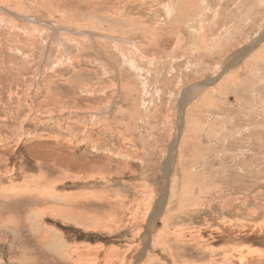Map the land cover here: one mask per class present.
I'll return each mask as SVG.
<instances>
[{"label":"rangeland","instance_id":"rangeland-1","mask_svg":"<svg viewBox=\"0 0 264 264\" xmlns=\"http://www.w3.org/2000/svg\"><path fill=\"white\" fill-rule=\"evenodd\" d=\"M158 263L264 264V0H0V264Z\"/></svg>","mask_w":264,"mask_h":264},{"label":"bare ground","instance_id":"bare-ground-1","mask_svg":"<svg viewBox=\"0 0 264 264\" xmlns=\"http://www.w3.org/2000/svg\"><path fill=\"white\" fill-rule=\"evenodd\" d=\"M34 2V1H33ZM142 5H143V3H141ZM141 5V6H142ZM154 8V7H153ZM106 9V8H105ZM29 10V9H28ZM38 10V9H37ZM108 10V9H107ZM167 8H166V12L165 13H167ZM6 14V13H5ZM110 14H111V11H110ZM142 14V13H141ZM168 14V13H167ZM14 15V14H13ZM12 15V16H13ZM22 15V14H21ZM48 16V15H47ZM26 17H27V15H26ZM29 17H31V16H29ZM29 17L28 18H26V20L28 19V20H30V22H33V23H35L36 25L38 24V23H46V22H44L43 21V19L41 20L40 18H38V17H34V18H32V19H34V21H32L31 19H29ZM33 17V16H32ZM41 17V16H40ZM44 18H45V16H43ZM47 18V17H46ZM109 18V17H108ZM110 18H111V16H110ZM134 18V17H133ZM138 18H140V17H138ZM13 19V18H12ZM48 19V18H47ZM104 20H106V19H104ZM124 20V19H123ZM127 20V19H126ZM135 20V19H134ZM140 20V19H139ZM22 21V20H21ZM105 22V21H104ZM129 22V21H128ZM135 22V21H134ZM3 23V22H2ZM101 23V22H100ZM107 23V22H106ZM124 23V22H123ZM130 23V22H129ZM141 23V22H140ZM131 24H133L132 22H131ZM136 24V23H135ZM16 25V24H15ZM18 25V24H17ZM22 25V24H21ZM26 25V24H25ZM27 25H29V24H27ZM83 25V24H82ZM140 25V24H139ZM23 26V25H22ZM35 26V25H34ZM11 27H13V26H11ZM79 27V26H78ZM14 28V27H13ZM24 29H25V27H23ZM55 29V28H54ZM113 29V28H112ZM139 29V28H138ZM141 30H142V28H140ZM9 30V29H8ZM76 30H78V28L76 29ZM25 31H27L26 29H25ZM79 31V30H78ZM77 31V32H78ZM111 31V30H110ZM109 31V32H110ZM120 31H122V30H120ZM127 31V30H126ZM125 31V32H126ZM29 34L31 33V32H29V31H27ZM81 33V32H80ZM86 33V32H85ZM51 34V33H50ZM88 34L89 35H91V36H93L91 33H89L88 32ZM110 34V33H109ZM124 34V33H123ZM122 34V35H123ZM23 35V34H22ZM144 35V34H143ZM27 36H29V35H27ZM106 36V35H105ZM108 36V35H107ZM56 37V36H55ZM59 37V36H58ZM61 37V36H60ZM263 37V36H262ZM91 38V37H90ZM57 39V38H56ZM110 39V38H109ZM137 39L138 38H132V39H130V41H133V42H137ZM53 40H55V38L53 39ZM80 39H78V41H79ZM113 40V39H112ZM127 40H129V39H127ZM126 40V41H127ZM50 41V40H49ZM57 41V40H56ZM68 41V40H67ZM86 41V40H85ZM255 41V40H254ZM260 41V40H259ZM51 42V41H50ZM82 42H84V40L82 41ZM87 42V41H86ZM127 42H129V41H127ZM74 43V42H73ZM73 43H70L69 45L68 44H66L67 45V47H65L64 49H66L65 51H66V55L68 54V53H70V52H74V50H77V52L80 50L79 49V44L78 43H75V44H73ZM116 43V42H115ZM48 44V43H47ZM63 44H65V43H63ZM82 44V43H81ZM260 44V43H259ZM50 45V44H49ZM56 45H58V44H56ZM55 45V46H56ZM65 45V46H66ZM59 46V45H58ZM62 46V45H61ZM64 46V45H63ZM98 46V45H97ZM117 46V45H116ZM126 46V45H125ZM255 46V43H253L252 42V46H251V44H249L248 46H246V47H243V48H241V49H239V50H237L236 52H235V55L232 57V59H231V61L233 60V61H237L238 60V58H240L241 56H244V54H248L250 51H252L253 49V47ZM60 47V46H59ZM134 47H135V45H134ZM137 47V46H136ZM63 48V47H62ZM80 48L82 49V52H83V50L84 49H86L87 48V45H86V47H85V45H81L80 46ZM97 49L99 48L100 49V51L105 55V56H107L108 55V52H107V49L105 48V49H103L101 46H98V47H96ZM130 48V47H129ZM132 48V47H131ZM89 49V48H88ZM45 50V49H44ZM47 50V49H46ZM135 50V49H134ZM85 51V50H84ZM20 52V51H19ZM50 52H52L53 53V51H50ZM81 52V53H82ZM138 52V51H137ZM47 54H48V50H47ZM46 57H47V55H46ZM89 58V57H88ZM127 58V57H126ZM67 59H69L68 58V56H67ZM256 59V58H255ZM231 61H229L228 63L229 64H226V68L228 67V65H230L232 62ZM111 62V61H110ZM231 62V63H230ZM114 63V62H113ZM139 63H141V62H139ZM97 64V63H96ZM61 65H63L62 63H61ZM64 65H66V64H64ZM63 65V66H64ZM99 65V68H100V70L101 71H105L104 70V68H103V64H98ZM168 65V64H167ZM131 67H132V65H131ZM136 67V66H135ZM134 66L132 67V68H135ZM225 67V66H224ZM234 67V66H233ZM139 70V72H141L142 71V69H138ZM227 70V69H226ZM144 71V70H143ZM221 72V71H220ZM261 72V71H260ZM106 73V72H105ZM144 73V72H143ZM107 74V73H106ZM137 74H139L140 75V73H137ZM215 77H217L216 75H215ZM229 78H231V77H229ZM84 81V80H83ZM210 83H212V82H204V83H201V84H198L197 86H195L194 88H192L191 89V95H189V96H186V95H184L185 97L184 98H182V101H181V103L182 104H184L185 103V105H186V102L187 101H189L188 99L189 98H191L190 96H192L193 94H198L200 91H202L203 90V87L204 86H208ZM223 83V82H222ZM227 83V82H226ZM116 85V84H115ZM224 85V84H223ZM220 87V86H219ZM83 88V87H82ZM132 88V87H131ZM207 88V87H206ZM222 88V87H221ZM133 91V90H132ZM144 91V90H143ZM217 92V91H216ZM139 94V93H138ZM189 94V93H188ZM193 97V96H192ZM136 100V99H135ZM226 100H228V99H226ZM150 101V100H149ZM137 103V102H136ZM135 103V104H136ZM211 103V102H210ZM133 104V103H132ZM141 104V103H140ZM145 105H146V103H145ZM148 105V104H147ZM213 105V104H212ZM217 105V104H216ZM101 106V105H100ZM112 106H114V105H112ZM112 106H111V108H112ZM98 107V106H97ZM137 107V106H136ZM186 107V106H185ZM137 109V108H136ZM184 109V108H183ZM113 111H114V108H112V109H110V112L108 111V112H106L105 113V116H106V114L107 115H109V116H111V115H113ZM131 113V112H130ZM182 113H183V111H182ZM181 113V114H182ZM92 115V114H91ZM140 115V114H139ZM98 116V115H97ZM103 116V115H102ZM96 117V116H95ZM92 118V117H91ZM252 119V118H251ZM255 119V118H254ZM193 125V124H192ZM183 126V125H182ZM182 126L180 125L179 126V128H178V131L179 132H182ZM195 126V125H194ZM253 126V125H252ZM142 127H143V125H142ZM181 128V129H180ZM197 128V127H196ZM180 129V130H179ZM256 130V129H255ZM103 131V130H102ZM142 131V130H141ZM185 131V130H184ZM190 131H192V130H190ZM196 132L198 131L197 129L195 130ZM190 133V132H189ZM193 134H195L194 133V131L192 132ZM144 134V133H143ZM196 135V134H195ZM252 136V135H251ZM205 137V136H204ZM178 138H179V136H178ZM185 139V138H184ZM70 140V139H69ZM184 141V140H183ZM85 142V141H84ZM88 143V142H87ZM99 146V145H98ZM176 148H177V140H174L173 141V145L171 146V151H170V155H169V158H168V165H167V167H166V171H167V174H168V176L170 175V173H171V161L174 159V158H176V157H174V153L176 154L177 152H176ZM206 156V155H205ZM195 157V156H194ZM210 160V159H209ZM170 161V162H169ZM175 162V161H174ZM170 166V167H169ZM193 166V165H192ZM189 175H190V173H189ZM189 175H187V176H189ZM184 176V175H183ZM166 194V193H165ZM164 194V195H165ZM165 199H166V196L165 197H163V198H161V200L159 201V200H157L156 201V203H155V206H159L160 204H161V208L163 207L162 206V204L165 202ZM159 212H161V210L160 209H158V208H156V210L154 211V213L153 214H151V218H155L156 216H158V214H159ZM153 220V219H152ZM80 221H81V219H80ZM155 221V220H154ZM90 225V224H89ZM171 227V226H170ZM48 236V235H47ZM162 237V236H161ZM157 246V245H156ZM51 247V246H50ZM54 247L55 246H52L51 247V249L53 248L54 249ZM56 249H60V248H57V247H55ZM64 249V248H63ZM51 251V250H50ZM56 251V250H55ZM54 252V251H53ZM162 253H164V252H162ZM168 253V252H167ZM156 257V256H155ZM144 258V257H143ZM159 264V263H158ZM164 264V263H163Z\"/></svg>","mask_w":264,"mask_h":264}]
</instances>
